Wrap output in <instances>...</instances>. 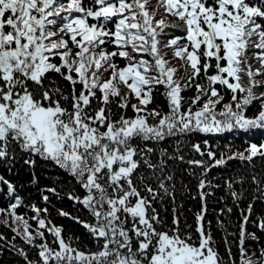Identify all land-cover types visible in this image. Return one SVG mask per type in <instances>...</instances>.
I'll use <instances>...</instances> for the list:
<instances>
[{
	"label": "snow or ice",
	"instance_id": "6c2138e0",
	"mask_svg": "<svg viewBox=\"0 0 264 264\" xmlns=\"http://www.w3.org/2000/svg\"><path fill=\"white\" fill-rule=\"evenodd\" d=\"M160 88L167 112L152 107ZM255 104L259 111L247 116ZM234 129L264 131V0H0V168L10 172L22 159L70 176L83 192L68 199L89 218L58 214L86 229L91 243L48 218L44 193L60 198L55 187L42 190L45 206L26 205L0 175V225L14 234L0 233V254L14 251L25 264H264V211L256 209L264 171L255 167L264 141L219 155L207 140V150L193 144L207 160L180 153V137ZM170 138L171 153L161 147ZM233 160L251 166L253 195L222 254L206 219L207 177ZM176 161L201 169L194 233L176 209L171 224L158 209L175 200ZM245 179L224 181L237 207Z\"/></svg>",
	"mask_w": 264,
	"mask_h": 264
},
{
	"label": "trees",
	"instance_id": "16d2710c",
	"mask_svg": "<svg viewBox=\"0 0 264 264\" xmlns=\"http://www.w3.org/2000/svg\"><path fill=\"white\" fill-rule=\"evenodd\" d=\"M174 62V61H173ZM164 91L163 88L159 89V92L155 96V104L152 107L159 106L162 112L168 111V105L165 97L161 94ZM195 93L194 91L187 92L186 95L191 97ZM230 99V95L225 97V103ZM134 103L136 101H133ZM260 105L255 104L250 106L246 112L249 117L254 116L259 111ZM128 114L132 115L131 109L128 110ZM208 141V146L219 155L222 152L243 151L250 142L259 144L264 141V131L253 130L251 132H245L243 130L234 129L231 132H224L221 134H204V133H192L187 137H180V153L184 155L185 160L188 159H204L207 157H201L195 153L192 148L193 144H200L203 149L207 150L208 146L204 145V141ZM177 146V140L170 138L166 142H162L161 147L167 148L169 152H175ZM11 171L7 172L0 168V175H4L5 178L10 179L11 182L17 188V194L22 198L24 204H38L43 207L44 201L41 199L42 190L55 187L60 193V198L52 196L51 193H44L51 197V203L49 208V219L53 224L61 226L64 229L65 236L79 237L80 242L88 244L91 247V243L88 239L86 229L80 224L76 223L68 216H60L58 210H63L69 213L71 216H79L83 220H87L88 213L82 206L77 205L74 201L68 199V193L75 189L76 195H80L83 190L79 189L75 181L65 174L62 170L54 167L50 163L38 162L33 168L26 166L22 159L10 166ZM170 167L174 169L176 173L175 179V200L171 198H165L162 205H158V209L168 224H171L173 209H176L180 213L181 227L187 228L191 226V230L195 231L196 226V214L200 212L202 201L200 200L199 190L197 184L200 179L201 169L189 166L185 163L176 161L170 163ZM255 167L257 171H264V162L257 159L255 161ZM35 173L37 177V183L31 182L32 174ZM191 173H195L192 175ZM251 166L245 165L239 160L230 161L226 167L215 168L210 171L207 179L213 182V186L208 188L207 191L211 193L207 197V214L206 219L211 221V231L213 235L214 244L218 246L219 251L225 253V241L229 244L234 243V236L230 234H238L239 216L242 209L246 208L247 204L251 201L253 195V186L250 179H247L252 175ZM244 176V198L242 202L234 203L230 196L229 190L225 185V179L227 177ZM219 187H216V185ZM6 191V188L4 189ZM239 191V187L237 186ZM7 201L0 199V206H6ZM231 208L232 212H228ZM257 215L260 211H264V202L256 205ZM223 210V211H222ZM20 212H28V215H32L27 208L20 209ZM3 217H0L2 220ZM30 223H34L30 221ZM251 230V229H250ZM0 233L5 234L9 240L14 235L10 230L0 225ZM49 241L52 237L49 235ZM4 242H0L3 244ZM17 247L25 248L30 258L35 259V250L25 245L19 238L15 241ZM235 251V248H233ZM0 264H25L22 257L17 255L14 251H5L0 254Z\"/></svg>",
	"mask_w": 264,
	"mask_h": 264
}]
</instances>
